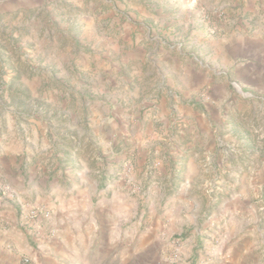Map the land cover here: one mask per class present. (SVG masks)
Returning a JSON list of instances; mask_svg holds the SVG:
<instances>
[{
	"label": "rangeland",
	"instance_id": "1",
	"mask_svg": "<svg viewBox=\"0 0 264 264\" xmlns=\"http://www.w3.org/2000/svg\"><path fill=\"white\" fill-rule=\"evenodd\" d=\"M261 36L264 0H0V187L12 183L28 195L22 206L50 211L54 240L63 208L76 202L89 211L79 228L68 222L75 248L34 264H264V114L251 128L239 117L213 119L221 143L191 172L180 115L157 140L148 132L165 89L151 90L147 75L161 66L177 79L195 59L217 62L203 71L198 101L167 93L171 103L208 113L218 102L224 112L259 109L264 94L249 89L246 54ZM213 78L230 86L225 94ZM5 152H24L21 173L5 171ZM246 161L253 187L243 181ZM189 195L200 200L196 209ZM220 197L235 222L251 220L247 260L238 235L239 249L222 253L228 239L217 223L225 218L213 220Z\"/></svg>",
	"mask_w": 264,
	"mask_h": 264
},
{
	"label": "crops",
	"instance_id": "2",
	"mask_svg": "<svg viewBox=\"0 0 264 264\" xmlns=\"http://www.w3.org/2000/svg\"><path fill=\"white\" fill-rule=\"evenodd\" d=\"M255 7H252L250 10L252 12L254 11V14H257L259 12L257 10L256 13ZM250 50L251 52L246 54V58L249 60L248 63H250L247 69L251 71L249 76L251 77L252 81L255 82V84H253L252 87H249V89L251 92L260 91L262 94H264V37H252L250 40ZM253 50H257L258 52L256 51L255 53ZM195 62L197 63V66H191L189 64L184 65L177 79H173L171 72H167L161 66H157L155 74H147L152 76L150 79L152 81L151 90L156 91V89L159 88L165 89L158 107L160 108V112L155 114L153 120H149L148 132L149 134L154 135V139L157 140L158 137H160V132H162L163 129H167L165 132L167 133L170 125H172V123L175 121L174 112L175 114L180 115L179 117L183 118L186 123V125L181 128L182 141H186L185 139L189 140V142H187L185 145H182L180 152H194L193 154H187L186 156V169H190L191 172L199 171L198 164H202L204 162V156L202 154L205 155L208 147H215L221 143V138L217 133L218 130L213 126V119H219L222 116L229 119L232 117H239L245 125L251 128L253 127L257 113L261 111V113L264 114V103L260 104L259 109L255 106L252 111H247L246 109H242V106L237 105L232 108L230 106L226 107L224 112V108L221 106L222 103L218 102L213 107L214 110L211 113L206 112L207 108L198 109L196 106H180V101L171 103V99L168 97L169 95H167V93L172 95L179 93L180 95H184L186 98H195V100L198 101L199 99L197 93L199 92V89L208 85V81L206 82L207 75L203 72L204 69L209 68L213 70V68L218 67L219 65L216 62L213 64V67H210L208 64L204 65L203 62L198 59H195ZM234 75L236 78L239 76L238 73H235ZM210 81L215 82V84L212 86L213 88L216 87V83L218 82V87H220L219 90L221 94H225L226 88L230 87L225 82H222L220 85V82L222 81L220 79L213 78ZM230 84L233 85V83ZM195 104L198 106L201 105L199 103ZM158 122L163 123V126L158 127ZM141 133L142 135L145 133L144 129L141 130ZM261 137L264 139V133H262ZM21 153L24 152L3 153L1 159L6 162H9L10 160L12 163V165L7 164V166H5V171L13 174L14 170L16 169L20 173L22 172L20 168L22 166L23 158H21L20 164H16V161L18 160V157ZM131 158H133V156H131ZM127 163H130V160H127ZM247 163L249 162L246 161L243 168L240 169H243L245 172L243 181L246 180L248 182V186L253 187L254 184L257 185L258 183V181H256V179L251 175L255 173L256 170L253 168V163ZM193 166L195 167L194 170L192 168ZM86 168L88 167L86 166ZM259 168L260 172L264 173V157L262 158V166ZM247 174H250V176ZM192 183V180H190L187 185L191 186ZM216 183H218L220 187L223 186L222 188H224L225 177L222 175L218 176ZM25 189H27V187ZM30 195L31 193L29 196ZM26 197H28V195L26 194L24 196L21 194V192L16 191L14 184L12 183L7 189L0 187V264H21L22 258H28L30 260V264H34L39 262L42 258L46 259L50 253H59L63 251L64 246L70 247L72 245L73 248H75L76 240L79 235L77 237L74 232L68 231V222H72L74 229L79 228L84 221V217L82 216H87L89 212L86 208H82L81 205L76 202H74V205L71 207L63 208L61 211L62 213H60V222L63 220L62 222H64V224L61 223L62 225H57L60 232L59 239L52 240L51 242L42 240L38 242L39 244H37L28 231H25L23 228L19 227L21 206L25 204ZM39 198L40 197L37 193V199L41 200ZM188 198L189 199L187 201L194 205V209H196V207L201 203L197 197L189 195ZM217 200L219 201L217 209L220 210V215L214 214L213 220L220 219V217L222 219L225 218L223 223L217 224L220 230L224 229L225 235L228 239L227 243L222 248V253L225 256H228V253L231 251L233 253L235 252L236 247L238 248V246H236V241L234 242L233 238L238 235V241L240 242L244 259L247 260V256H250L252 250L255 248L254 242L250 237L251 235L249 234V230L251 228L249 225H251V220L247 219L245 216H242L241 222H235L233 217L229 214V209H224L226 211L221 209L224 206H227L229 200L224 197H220ZM40 203L43 202L37 201V204L40 205ZM108 211L109 210H106V213ZM57 224H59L58 221ZM229 258L233 259V257ZM221 260L224 262L227 261L226 258H221ZM225 264L233 263L226 262Z\"/></svg>",
	"mask_w": 264,
	"mask_h": 264
},
{
	"label": "built area",
	"instance_id": "3",
	"mask_svg": "<svg viewBox=\"0 0 264 264\" xmlns=\"http://www.w3.org/2000/svg\"><path fill=\"white\" fill-rule=\"evenodd\" d=\"M126 171L129 172L130 168H127ZM19 225L25 231H28L36 242L54 240L58 233L54 225L52 213L45 210V208L22 206ZM173 245L178 250L182 249L180 241L174 242ZM28 262L29 260L25 259V263Z\"/></svg>",
	"mask_w": 264,
	"mask_h": 264
}]
</instances>
